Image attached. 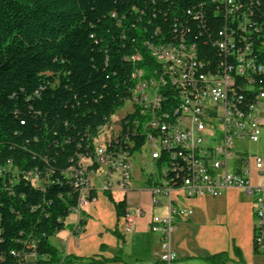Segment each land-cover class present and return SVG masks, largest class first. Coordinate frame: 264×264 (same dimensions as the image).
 I'll use <instances>...</instances> for the list:
<instances>
[{
    "label": "trees",
    "instance_id": "16d2710c",
    "mask_svg": "<svg viewBox=\"0 0 264 264\" xmlns=\"http://www.w3.org/2000/svg\"><path fill=\"white\" fill-rule=\"evenodd\" d=\"M3 4L9 32L0 26V264H65L69 257L50 243L76 204L65 173L79 156H92L100 127L129 101L135 70L153 76L148 46L182 40L210 50L208 35L229 27V15L222 0ZM28 173L43 179V188ZM116 209L121 216L123 207ZM253 237V254L264 255V225H254ZM83 260L98 262L75 258ZM204 261L230 259L222 253Z\"/></svg>",
    "mask_w": 264,
    "mask_h": 264
},
{
    "label": "built area",
    "instance_id": "2783aa9c",
    "mask_svg": "<svg viewBox=\"0 0 264 264\" xmlns=\"http://www.w3.org/2000/svg\"><path fill=\"white\" fill-rule=\"evenodd\" d=\"M222 6L229 12L228 38L208 35L212 55L211 49L200 51L192 43L148 46L157 65L150 77L158 81L152 105L138 113L136 122H129L134 104L144 103L148 94L140 84L133 88L130 112L116 123V129L106 124L94 142L92 156H79L78 163L66 171L76 194V204L70 209V214L78 216L76 231L82 208L95 199L97 191L122 194L118 204L123 207L124 231L134 229L137 219L145 215L142 203L128 198L135 158L144 184H150L144 190L150 193L152 204L160 205L158 197L166 199V215L151 216L148 225L160 238L158 264L175 263L170 237L175 220L189 212L173 205L172 194L178 191H171V184H178L179 179H187L188 191L181 193L187 198L215 197L231 188L243 190L254 215L259 220L264 216V183L260 184L264 160L252 158L257 181L253 185L251 158L238 148L241 142L257 143L264 129V0H222ZM168 90L177 91L176 113H166ZM139 135H146L145 150H137ZM105 136L104 144L99 143ZM6 168L11 171L10 163ZM12 256L20 258L15 252Z\"/></svg>",
    "mask_w": 264,
    "mask_h": 264
},
{
    "label": "crops",
    "instance_id": "0c3cea01",
    "mask_svg": "<svg viewBox=\"0 0 264 264\" xmlns=\"http://www.w3.org/2000/svg\"><path fill=\"white\" fill-rule=\"evenodd\" d=\"M132 173L128 198L134 204L141 202L145 215L137 219L130 233H125L122 215L116 209L122 194L97 191L95 199L81 210L84 224L78 231V216L70 214L66 228L50 240L59 256L69 257L65 264H158L160 238L149 231L148 225L151 216L166 215V199L158 197L160 205H153L150 193L144 190L138 163ZM172 198L174 206L189 211L175 220L170 237L174 264H208L206 258L222 253L228 254L227 264H236L232 246L240 252L244 264H264V255L253 254V205L243 190L231 188L214 198H187L174 193ZM75 258H95L99 263L77 262Z\"/></svg>",
    "mask_w": 264,
    "mask_h": 264
},
{
    "label": "bare ground",
    "instance_id": "6f19581e",
    "mask_svg": "<svg viewBox=\"0 0 264 264\" xmlns=\"http://www.w3.org/2000/svg\"><path fill=\"white\" fill-rule=\"evenodd\" d=\"M225 15L228 14V8L223 6ZM228 29L229 27H224L219 32V38H228ZM189 43H185L182 40L165 43L162 45V47H181V46H187ZM150 48H159V45L157 46H150ZM132 79L134 80V88L139 87L141 90H148V94H145L144 103L140 104H134V113H130L129 115V122H136L138 120V113H142V111L147 110V106L152 105V94H155L156 90H158V81H150V77L145 78L142 71H136L132 74ZM141 80V81H140ZM148 81L149 87H148ZM262 84L264 85V76H262ZM129 104L133 105V98L129 99ZM177 104H178V96L177 91L175 90H168V97L167 102H165V110L166 113H176L177 110ZM108 124V123H106ZM103 125L100 127L99 132L104 129L106 126ZM147 148V138L146 135H139V140H137V150H145ZM171 191H178V193H186L188 191V183L187 179H179L178 184H171ZM264 225V216H261L260 218V226Z\"/></svg>",
    "mask_w": 264,
    "mask_h": 264
},
{
    "label": "rangeland",
    "instance_id": "374dc122",
    "mask_svg": "<svg viewBox=\"0 0 264 264\" xmlns=\"http://www.w3.org/2000/svg\"><path fill=\"white\" fill-rule=\"evenodd\" d=\"M0 26L4 30L9 32L7 11H6L5 6L3 4V0H0ZM130 110H131L130 104H129V102H126L125 105L121 109H119L110 118V120L107 123L111 124L112 129H114L116 123H118V121L121 118H123L126 114H128L130 112ZM106 137L107 136H105L102 140H100L99 143L104 144V139H106ZM97 140H98V138H97ZM238 148L241 149L242 151H246L247 154H248V157L251 158V171H250V173H251V182L254 185V184H256L257 181H256V170L254 168V165H253V162H252V160H253L252 158L260 157V158H262L264 160V129L261 131V135H260L259 141L257 143L241 142V144H238ZM138 162H139V159L135 158L134 164H137ZM32 180H33L32 182H33L34 186H36L37 188H43L44 183H45V181L43 179H41L39 177H34V178H32ZM263 183H264V180L261 179L260 180V184H263ZM215 197H217V196H215ZM212 198H214V197H212ZM253 224L254 225H259L260 224V220L254 215V213H253ZM50 243H51V241H50Z\"/></svg>",
    "mask_w": 264,
    "mask_h": 264
}]
</instances>
